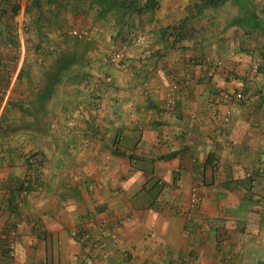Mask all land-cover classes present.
<instances>
[{
	"label": "crops",
	"instance_id": "crops-1",
	"mask_svg": "<svg viewBox=\"0 0 264 264\" xmlns=\"http://www.w3.org/2000/svg\"><path fill=\"white\" fill-rule=\"evenodd\" d=\"M210 29L182 47L160 39L147 48L100 41L94 29L61 78L30 76L23 41H4L0 89L11 69L24 76L0 90V193L10 198L24 179L43 190L0 209V264H264V61L234 53ZM123 47L129 66H108ZM44 57L37 62L53 60ZM206 59L225 63L214 79ZM236 75L246 100L217 104ZM228 110L233 123L219 131L215 114ZM87 221L104 250L73 235ZM10 228L13 260L5 257Z\"/></svg>",
	"mask_w": 264,
	"mask_h": 264
},
{
	"label": "rangeland",
	"instance_id": "rangeland-1",
	"mask_svg": "<svg viewBox=\"0 0 264 264\" xmlns=\"http://www.w3.org/2000/svg\"><path fill=\"white\" fill-rule=\"evenodd\" d=\"M41 1V7H37L34 0H0V29L3 26L6 27V32H10L5 40L0 34V46L4 41L5 44L13 42L20 46L23 41L26 54L31 52L27 54L25 69L30 76L38 79L50 75L61 78L71 73L74 58L72 49L83 47L87 40L75 38L72 35L74 29L90 32L97 29L104 36L98 40H109L111 44L115 42L114 46L117 43L134 46V40L145 35L149 36V43L157 44L158 40L165 39L169 43L171 40L180 41L182 47L183 41L189 40L198 29L209 31L210 27L218 43L223 41L222 44H229V50L232 48L234 53L240 52L253 57L257 55L252 60L255 63L264 61V32L253 30L244 23L234 24L236 19L244 17L234 0H225L217 6H210L209 0H103L101 5L96 0ZM108 3H112L114 7L107 9ZM247 4L264 24V0H247ZM19 5L20 10L16 14L14 8ZM167 17L170 18L167 20ZM112 51L110 49V53ZM218 51L215 49L218 57L224 58L226 53ZM40 55L49 59L52 57L53 60H50L51 63H38ZM53 61L55 62L52 63ZM106 64L116 67L112 60ZM76 71L78 73L79 70ZM9 72L8 80L24 76L23 69L18 72L15 68ZM9 88L4 86L1 89L6 91ZM15 88L17 85L13 87L14 91ZM10 93L14 94L12 91ZM259 93L263 94V91ZM262 97L264 99V94ZM12 103L14 102L11 101L10 104ZM45 136H48L47 133ZM43 159L39 164L49 165L47 161L50 158ZM221 236L226 238L224 233Z\"/></svg>",
	"mask_w": 264,
	"mask_h": 264
},
{
	"label": "built area",
	"instance_id": "built-area-1",
	"mask_svg": "<svg viewBox=\"0 0 264 264\" xmlns=\"http://www.w3.org/2000/svg\"><path fill=\"white\" fill-rule=\"evenodd\" d=\"M72 35L79 40H83L90 36V31L74 29L72 31ZM148 40H149V36L141 35L134 40L133 44L135 47L147 48ZM147 54L152 55V52L147 50ZM111 60L118 69L127 68L130 63L127 47H123L122 49L114 53ZM203 66H204V72L206 78L214 79L216 77L217 72L225 67V63H223V61L221 60L206 59L205 63H203ZM257 69L258 68H255V72H257ZM233 85H234V90L232 91L222 89L218 92L215 99V102L217 104L231 105L233 103H240L246 100V96L244 93V89L246 87L245 81L241 78L233 77ZM175 106H176V98L171 97L168 101V107L172 109ZM214 119L218 124L219 131L221 129L224 130L229 129L233 123L232 112L229 110L215 114ZM34 160L36 163L38 162L40 163L42 161V159L39 157H36V159ZM42 190L43 187L39 183L24 179L21 188H15L11 190L10 198H7L2 193H0V209L2 210L8 209L10 207L11 200H13V202L16 205L24 204L26 201L30 199L33 192L42 191ZM199 202H200V192L198 188H195L194 191L192 192V197L190 201L191 208H197ZM73 235L84 237L85 240L96 251H102L105 248L102 238L95 235L94 225L91 221H87L86 223H84V225L78 228V230L74 231ZM6 240H7V250L5 257L7 260H13L17 257V235L14 229L10 228L7 231ZM105 256L106 254L103 255V257Z\"/></svg>",
	"mask_w": 264,
	"mask_h": 264
},
{
	"label": "trees",
	"instance_id": "trees-1",
	"mask_svg": "<svg viewBox=\"0 0 264 264\" xmlns=\"http://www.w3.org/2000/svg\"><path fill=\"white\" fill-rule=\"evenodd\" d=\"M224 1L225 0H209L208 4H210V6H217L219 4H222ZM34 2H35V5L37 7H41V5H42L41 0H34ZM95 2L97 4L101 5L103 3V0H96ZM234 2L241 8V10L244 14V17L236 19L234 24L244 23V24L248 25L249 27H251L253 30L264 32V24L259 20L257 14L252 9H250V7L247 4V0H234ZM113 7H114V5L112 3L107 4V9H112ZM14 9H15L14 12L17 14L20 10V5ZM259 70L261 72H264V69L260 68ZM19 78H20V75H19ZM10 81H11V79L9 78V84H10ZM9 84H8V86H9ZM115 143L117 144L118 141L116 140ZM118 154H121L120 151H118ZM131 159L136 160L137 158L135 155H132ZM240 184L244 185V182L241 181ZM30 185H31V183H30ZM29 187H31V186H29Z\"/></svg>",
	"mask_w": 264,
	"mask_h": 264
}]
</instances>
